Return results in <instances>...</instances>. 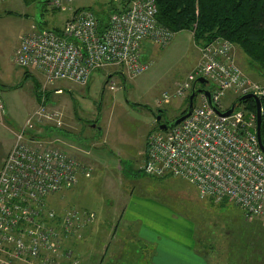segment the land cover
Instances as JSON below:
<instances>
[{"label": "rangeland", "instance_id": "obj_1", "mask_svg": "<svg viewBox=\"0 0 264 264\" xmlns=\"http://www.w3.org/2000/svg\"><path fill=\"white\" fill-rule=\"evenodd\" d=\"M111 1L72 0L55 9L50 0H0V95L5 105V110H0V158L15 133L25 130L27 137L38 139L37 145L65 150L91 167L90 177L81 175L76 185L47 199L49 208L63 214L74 209L95 212L93 221L83 224L79 233L64 242L65 246L73 240L86 242L89 263L104 259L112 264H143L148 260L143 250L146 245L142 241L139 245L138 238L123 229V221L115 225L132 197L152 200L159 208H153L155 213L181 222L186 239L195 231L197 247L207 251L212 260L217 256L225 264H264V212L248 217L236 204L201 197L197 187L186 179L153 176L143 170L147 138L159 129L155 114L163 110L165 118L174 119L188 109L191 93L161 100L164 93H174L200 61L193 32H177L166 46L143 42V60L149 64L145 71L131 77L123 66H109L93 72L87 86L60 81L43 92V73L15 63V50L34 25L60 31L78 9H93L101 17L113 4L119 7ZM236 53L243 71L264 84L258 66L242 49L237 47ZM57 88L63 92L57 93ZM37 91L42 98L47 96L50 111L62 112L61 125L33 117L40 105ZM235 100L228 96L223 99L224 106ZM28 118H32L31 125ZM131 226L136 233L133 228L137 225ZM119 231L124 234L121 238L116 236ZM238 250L243 254L241 260ZM252 254L253 258H245Z\"/></svg>", "mask_w": 264, "mask_h": 264}, {"label": "built area", "instance_id": "obj_2", "mask_svg": "<svg viewBox=\"0 0 264 264\" xmlns=\"http://www.w3.org/2000/svg\"><path fill=\"white\" fill-rule=\"evenodd\" d=\"M50 1L55 9L72 2ZM157 14L156 0H129L125 10L110 14L103 28L93 9H78L60 31L33 26L15 50V63L43 73V92L60 81L86 86L93 72L109 66H123L131 77L136 76L149 65L143 60V42L166 46L175 36L159 23ZM236 48L221 37L203 45L193 72L174 93L163 94V102L183 98L199 77L212 84L210 99L198 94L189 117L149 134L143 170L153 176L186 179L201 197L227 200L254 217L264 212V152L258 140L256 109L241 103L229 116L215 109L227 111L234 103L224 106L228 96L237 100L253 93L262 101L264 117V84L252 80L239 66ZM0 110H5L1 95ZM35 116L56 120L59 113L42 103ZM27 124H32V118ZM26 134L25 130L17 134L0 167V264H59L64 256L78 264L64 245L65 238L75 236L96 214L75 209L58 214L48 207L47 199L76 185L81 175L90 177L91 167L65 150L29 141Z\"/></svg>", "mask_w": 264, "mask_h": 264}, {"label": "trees", "instance_id": "obj_3", "mask_svg": "<svg viewBox=\"0 0 264 264\" xmlns=\"http://www.w3.org/2000/svg\"><path fill=\"white\" fill-rule=\"evenodd\" d=\"M156 2L160 24L175 33L190 30L200 47L219 37L228 39L242 49L264 76V0H156ZM128 3L129 0H122L119 7L114 4L110 6L107 15L99 17L96 14L100 27L106 26L110 12L125 10ZM26 73L28 74V71ZM37 97L41 98L39 92ZM242 104L252 110L256 109L253 100H245ZM262 140L264 143V117ZM60 219L59 216L58 220ZM138 243L140 245V242ZM69 260L68 262L74 264L71 259Z\"/></svg>", "mask_w": 264, "mask_h": 264}, {"label": "crops", "instance_id": "obj_4", "mask_svg": "<svg viewBox=\"0 0 264 264\" xmlns=\"http://www.w3.org/2000/svg\"><path fill=\"white\" fill-rule=\"evenodd\" d=\"M35 1L36 0H24L25 3L26 2L34 3ZM40 25H44V24H40ZM198 47L200 52V58H199L200 60L201 59L200 50L202 46L200 47L198 45ZM28 71H33V70L28 69ZM110 76L112 75L110 74L109 77ZM55 91L57 93L63 92V90L62 92H58L57 89H55ZM45 97H46L45 101L43 102L42 96L40 99H38L36 94L37 101L40 103V105L42 103H45V106L48 109L46 103L47 96ZM161 102L163 101L161 100ZM51 111L58 112L59 117L56 120H50V121H54L58 125H61L62 112L58 109ZM17 134L18 133H15V138L12 139V143L8 151L5 152L4 155L0 158V167L3 165L8 152L13 147ZM28 139L29 141L32 142H36L38 140V139H30L29 137ZM146 208H152V209L145 210ZM153 208H158V207L155 206V203L152 200H148V199L140 200L139 198L133 199L131 197L129 203L126 205L122 214H120L119 216L120 221H117V223L115 224L118 225L119 223H121V221H123L122 223H124L125 226L123 229H125L126 231L128 230V232L130 231L131 237L136 236L139 242L142 241L146 245L145 254L148 260L143 262V264H225V262L218 260L217 256H215V260H212L214 258L209 257L207 255L208 254L207 251L201 250L197 247L195 231L191 232V237L189 238V240L186 239V232L183 230L181 222L175 220L172 216L168 218L165 215L162 216L158 215L157 213H155ZM79 211H87V210H79ZM88 212H93V211H88ZM123 216H126L127 218H124L123 220ZM132 223L137 225L136 227L133 228V230L136 229V233H134L129 228L132 227L131 226ZM79 230L77 233H79ZM122 235L124 234L119 231L118 235L116 236L121 238ZM86 245L87 243L82 242V240H73L71 241V245L70 244L68 246L66 245L67 246L66 248L71 249L73 251V258L77 259L79 261V264H104V263L108 264L109 261L106 262L104 259H102L100 262L97 259H94L92 262L89 263L88 260L90 259L91 254L90 251L87 250ZM241 253L242 252L238 250V254H239L238 259L240 260L243 258V254L241 255ZM245 258H253V254L250 255V257L245 256ZM257 258L258 257H256V259ZM240 262L241 261H239V264H241ZM59 264H71V263L66 261L65 258L61 257ZM233 264H238V263H233Z\"/></svg>", "mask_w": 264, "mask_h": 264}, {"label": "water", "instance_id": "obj_5", "mask_svg": "<svg viewBox=\"0 0 264 264\" xmlns=\"http://www.w3.org/2000/svg\"><path fill=\"white\" fill-rule=\"evenodd\" d=\"M111 77V76H110ZM200 83L204 86V88H198L197 84ZM208 80L204 77H199L194 85H193V89L191 91V94L189 96V106L187 111L180 117L176 118L175 120H173L171 123H160L162 120V111L163 110H159L158 114H155V121L157 123H159L158 128L160 130H167L169 128L174 127L175 125L179 124L180 122H182L184 119H186L187 117H189L191 115V113L193 112L194 106H195V99L197 97L198 94L204 93L206 94L209 99L211 96L210 90L205 88V86L207 85ZM245 100H253L256 106V112H257V134H258V140H259V145L261 150L264 152V143L262 140V123H263V117H262V112H261V107H262V101L260 100V98L253 94V93H249L246 95H243L241 97H239L237 100L234 101V103L232 104V106L225 112H221L220 110H218L216 107V111L218 114L222 115V116H229L233 113V111L235 110V108L237 107V105L241 104L243 101ZM93 126H95V124H93Z\"/></svg>", "mask_w": 264, "mask_h": 264}, {"label": "flooded vegetation", "instance_id": "obj_6", "mask_svg": "<svg viewBox=\"0 0 264 264\" xmlns=\"http://www.w3.org/2000/svg\"><path fill=\"white\" fill-rule=\"evenodd\" d=\"M200 85V86H199ZM209 86H210V82H209V80H208V83H207V85L205 86V88H207V89H211V88H209ZM197 87L198 88H204V86L202 85V84H200V83H198L197 84ZM158 113H156V115H157ZM179 116H177V117H175L174 119H169V118H165L164 117V115L162 114V120H161V122L160 123H171L173 120H175L176 118H178ZM157 125H159V123H157Z\"/></svg>", "mask_w": 264, "mask_h": 264}]
</instances>
